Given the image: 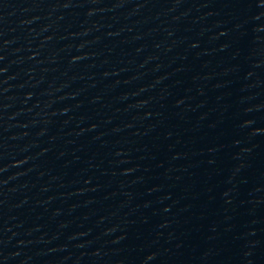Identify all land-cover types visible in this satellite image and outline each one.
<instances>
[{"label": "water", "instance_id": "1", "mask_svg": "<svg viewBox=\"0 0 264 264\" xmlns=\"http://www.w3.org/2000/svg\"><path fill=\"white\" fill-rule=\"evenodd\" d=\"M81 264H264V0H138Z\"/></svg>", "mask_w": 264, "mask_h": 264}]
</instances>
